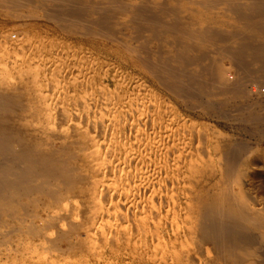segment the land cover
Listing matches in <instances>:
<instances>
[{
  "label": "bare ground",
  "instance_id": "6f19581e",
  "mask_svg": "<svg viewBox=\"0 0 264 264\" xmlns=\"http://www.w3.org/2000/svg\"><path fill=\"white\" fill-rule=\"evenodd\" d=\"M4 5L0 264H264V0Z\"/></svg>",
  "mask_w": 264,
  "mask_h": 264
},
{
  "label": "rangeland",
  "instance_id": "374dc122",
  "mask_svg": "<svg viewBox=\"0 0 264 264\" xmlns=\"http://www.w3.org/2000/svg\"><path fill=\"white\" fill-rule=\"evenodd\" d=\"M8 6V5H6ZM6 6L4 5L3 7L0 6V17H8L9 19H12L11 21L13 22L12 25H9L7 28L9 29V32H8V29L7 31L4 33V34H7V35H10L11 38H16L18 36V29L21 28L22 26V22L19 20V17L21 15H25L27 14V6L26 5H21V6H17L14 7V6H8V8H6ZM23 6V7H22ZM11 7V8H10ZM2 8V9H1ZM15 8V9H14ZM24 10H23V9ZM23 10V11H22ZM13 26V27H12ZM17 29V30H15ZM17 31V32H16ZM1 35H3L2 33L3 32H0ZM0 35V36H1ZM17 35V36H16ZM247 60H244L240 63H236L235 61L233 60H230V59H226L224 60L226 66L228 67V71L227 74H228V77L230 79H233V78H238V77H241V80L244 82V89L245 91H249L251 90V88H255V87H258L259 89V96L261 98L264 99V77H262V74H263V69H264V62L263 63H255V64H250L248 63V61L246 62ZM234 62V63H233ZM235 63L236 65L239 64V66L237 65L235 67ZM243 63V64H242ZM245 63H248V64H245ZM233 64V65H232ZM261 64V66L259 65ZM247 65V66H245ZM254 65V66H253ZM257 65V66H256ZM243 66V67H242ZM258 66L260 67V69H258ZM246 69V71L242 70L241 69ZM248 67L250 68V70H248ZM263 67V68H261ZM257 70H255V69ZM244 71V72H243ZM240 72V73H239ZM260 73V74H259ZM256 75V76H255ZM261 75V76H259ZM251 79V80H250ZM253 80V81H252ZM261 80V81H260ZM254 81L256 83H254ZM255 85V86H254ZM258 85V86H257ZM238 100V101H237ZM242 101V100H241ZM240 99H236V102L234 100L233 104H231V106H229L227 109L229 112H232V113H235L238 111V108H244L246 106V102L245 101H242L241 102ZM241 102V103H240ZM236 105L240 106V107H237ZM236 107V108H235ZM234 108V109H233ZM240 108V109H241ZM233 109V110H232ZM239 109V110H240ZM231 110V111H230ZM226 124V125H224ZM224 125V126H223ZM220 127H223V130L226 132V133H232L235 132L233 131V129L229 128V126L227 125V123H222L220 125ZM236 133V132H235ZM244 134V133H242ZM264 146V143L262 144ZM259 185L257 187V190L258 192L261 194V196L264 198V183L261 182V181H258Z\"/></svg>",
  "mask_w": 264,
  "mask_h": 264
}]
</instances>
